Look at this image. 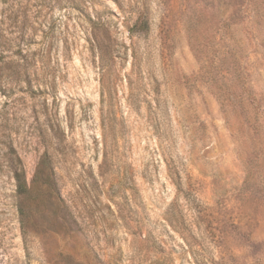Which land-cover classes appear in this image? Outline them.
Segmentation results:
<instances>
[{"label":"rangeland","instance_id":"rangeland-1","mask_svg":"<svg viewBox=\"0 0 264 264\" xmlns=\"http://www.w3.org/2000/svg\"><path fill=\"white\" fill-rule=\"evenodd\" d=\"M0 264H264V0H0Z\"/></svg>","mask_w":264,"mask_h":264},{"label":"trees","instance_id":"trees-1","mask_svg":"<svg viewBox=\"0 0 264 264\" xmlns=\"http://www.w3.org/2000/svg\"><path fill=\"white\" fill-rule=\"evenodd\" d=\"M15 179L17 182V191L19 193H24L26 189V182L23 174L16 171L15 173Z\"/></svg>","mask_w":264,"mask_h":264}]
</instances>
